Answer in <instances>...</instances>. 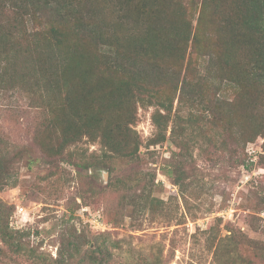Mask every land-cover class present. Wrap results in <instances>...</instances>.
<instances>
[{
  "label": "trees",
  "instance_id": "16d2710c",
  "mask_svg": "<svg viewBox=\"0 0 264 264\" xmlns=\"http://www.w3.org/2000/svg\"><path fill=\"white\" fill-rule=\"evenodd\" d=\"M17 85L30 100L48 104L44 127L52 136L41 145L47 156L67 150L72 159L85 139L101 145L99 165L108 169L113 159H138L137 107H154L156 134L147 146L164 142L172 120L176 151L165 175L186 199L183 166L197 147L198 129L210 139L221 116L236 111L232 126L244 144L264 140V0H0V90ZM2 161L0 179H8ZM152 185L153 178L131 195L133 211L156 214L162 203L150 198ZM9 219L0 201V240L20 255L23 233ZM230 232L216 240V264L225 249L243 246L264 264V242ZM86 242L79 263L108 261L106 249ZM214 243L211 238L208 250ZM66 246L74 250L69 240Z\"/></svg>",
  "mask_w": 264,
  "mask_h": 264
},
{
  "label": "rangeland",
  "instance_id": "374dc122",
  "mask_svg": "<svg viewBox=\"0 0 264 264\" xmlns=\"http://www.w3.org/2000/svg\"><path fill=\"white\" fill-rule=\"evenodd\" d=\"M28 97L19 85L0 90V156L8 173V179H0V201L9 207V226L22 231L26 245L24 253L14 255L0 240V264H89L78 262L88 249L86 241L109 252L103 264H216V240L230 229L264 242V140L259 136L244 144L232 126L236 111L221 116L210 139L201 129L193 135L197 147L183 166V199L165 175L176 151L170 140L172 120L164 142L147 146L156 134L154 107H137L132 135L141 142L138 159H113L106 162L108 169L99 165L101 145L85 139L72 159L67 150L62 157L47 156L41 145L52 136L44 127L48 104ZM187 112L184 108L179 114ZM69 160L85 167L76 168ZM151 178L150 198L162 204L156 214L133 211L131 195L149 187ZM211 238L215 243L208 250ZM67 240L74 244L71 252ZM249 262L262 264L244 246L221 254L220 264Z\"/></svg>",
  "mask_w": 264,
  "mask_h": 264
}]
</instances>
